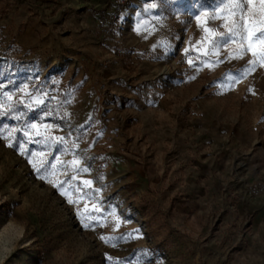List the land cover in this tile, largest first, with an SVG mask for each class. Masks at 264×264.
Wrapping results in <instances>:
<instances>
[{
	"label": "rangeland",
	"instance_id": "obj_1",
	"mask_svg": "<svg viewBox=\"0 0 264 264\" xmlns=\"http://www.w3.org/2000/svg\"><path fill=\"white\" fill-rule=\"evenodd\" d=\"M215 11L0 0V264H264V66Z\"/></svg>",
	"mask_w": 264,
	"mask_h": 264
},
{
	"label": "snow or ice",
	"instance_id": "obj_2",
	"mask_svg": "<svg viewBox=\"0 0 264 264\" xmlns=\"http://www.w3.org/2000/svg\"><path fill=\"white\" fill-rule=\"evenodd\" d=\"M219 3L223 5V10L227 12V15L221 16L218 11L213 12L210 17L208 16V13H202V15L212 20L222 19L224 21L222 27L226 28L225 32L221 33L213 28L207 27V19L202 20L200 15L196 17V20L206 34V37L201 38L202 40L212 36H223V43L227 44L231 41L232 44L237 45L234 51H229L226 54L229 60H244L247 53L251 52L253 59L245 61V64L250 66L243 67L236 76L229 75V79L238 81L240 77L247 76L255 71L258 63L261 66H264V0H219ZM237 38H239V43H237ZM245 41H247L246 46ZM257 41H259V47H257ZM212 43L215 48L220 41H212ZM216 63H219V61ZM214 66V64L209 65V67ZM9 99H11V97H9ZM31 127L33 129L37 128L35 124ZM37 135H40L39 131H37ZM55 140L62 143L63 137H56ZM38 155L43 156V153H32V156L34 157ZM70 163L73 168H75L79 164V161L74 159L70 161ZM40 164L42 166L43 161H41ZM33 167L39 172L40 168L37 164L34 163ZM52 167L55 168V165H52ZM81 171L87 172L88 168H83ZM41 178L44 179L45 177L42 176ZM73 179H75V176H73ZM49 182L52 181L50 180ZM90 183L91 181H84L85 185H89ZM62 194L69 195L63 189ZM72 202L73 200L69 195V203ZM88 226V224H85V227ZM101 239L107 238L102 236Z\"/></svg>",
	"mask_w": 264,
	"mask_h": 264
},
{
	"label": "built area",
	"instance_id": "obj_3",
	"mask_svg": "<svg viewBox=\"0 0 264 264\" xmlns=\"http://www.w3.org/2000/svg\"><path fill=\"white\" fill-rule=\"evenodd\" d=\"M111 6L120 8L121 10H128L131 7L133 0H108ZM249 193L252 196H264V183H257L249 188Z\"/></svg>",
	"mask_w": 264,
	"mask_h": 264
}]
</instances>
